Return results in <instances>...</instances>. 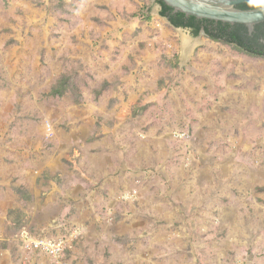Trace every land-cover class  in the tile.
Wrapping results in <instances>:
<instances>
[{"label": "rangeland", "instance_id": "obj_1", "mask_svg": "<svg viewBox=\"0 0 264 264\" xmlns=\"http://www.w3.org/2000/svg\"><path fill=\"white\" fill-rule=\"evenodd\" d=\"M160 10L0 0V264H264V57Z\"/></svg>", "mask_w": 264, "mask_h": 264}, {"label": "trees", "instance_id": "obj_2", "mask_svg": "<svg viewBox=\"0 0 264 264\" xmlns=\"http://www.w3.org/2000/svg\"><path fill=\"white\" fill-rule=\"evenodd\" d=\"M161 10L159 15L169 20L174 27L191 28L193 34L197 36L200 32L201 25H205L206 33L214 40H220L225 43L235 44L233 47L243 53L255 57H264V23L255 26L252 34L244 25H230L210 20H201L195 17H187L185 14L177 12L167 6L163 1L157 0ZM264 6V0H257L241 4L238 8L242 10L256 9ZM217 24L218 34L209 32L208 25ZM70 90V80L67 77L62 78L58 84L52 89V96H64Z\"/></svg>", "mask_w": 264, "mask_h": 264}, {"label": "water", "instance_id": "obj_3", "mask_svg": "<svg viewBox=\"0 0 264 264\" xmlns=\"http://www.w3.org/2000/svg\"><path fill=\"white\" fill-rule=\"evenodd\" d=\"M171 7L174 13L180 12L187 17H195L201 20H210L216 23L230 25H244L250 34L255 30V26L264 23V6L256 9L242 10L239 5L257 0H161ZM166 19V18H164ZM169 22V20L166 19ZM170 23V22H169ZM185 30L184 28H178ZM189 30V29H188ZM201 32L199 39L204 36ZM264 44V39L262 40Z\"/></svg>", "mask_w": 264, "mask_h": 264}, {"label": "built area", "instance_id": "obj_4", "mask_svg": "<svg viewBox=\"0 0 264 264\" xmlns=\"http://www.w3.org/2000/svg\"><path fill=\"white\" fill-rule=\"evenodd\" d=\"M20 241L23 249L48 255L54 259H59L62 256L67 245L62 238L40 240L30 237L26 231L21 233Z\"/></svg>", "mask_w": 264, "mask_h": 264}, {"label": "flooded vegetation", "instance_id": "obj_5", "mask_svg": "<svg viewBox=\"0 0 264 264\" xmlns=\"http://www.w3.org/2000/svg\"><path fill=\"white\" fill-rule=\"evenodd\" d=\"M170 25H171V23H170ZM173 26V25H172ZM174 27V26H173ZM174 28H176V29H178V28H183V27H174ZM184 29H189L190 31H191V33L193 34V30L191 29V28H184ZM208 30H209V32H212V33H215V34H218V31H217V24H210V25H208ZM201 32H204L205 34H204V36L205 37H207V38H209V39H212V38H210V36L206 33V30H205V25H201V28H200V32H199V34L201 33ZM198 34V35H199ZM198 35L197 36H195L196 38L198 37ZM212 40H214V39H212ZM214 41H220V40H214ZM220 42H222V41H220ZM262 42V41H261ZM223 43H225V42H223ZM228 45H232V46H234L235 44H232V43H227Z\"/></svg>", "mask_w": 264, "mask_h": 264}, {"label": "bare ground", "instance_id": "obj_6", "mask_svg": "<svg viewBox=\"0 0 264 264\" xmlns=\"http://www.w3.org/2000/svg\"><path fill=\"white\" fill-rule=\"evenodd\" d=\"M185 39L186 38H184L183 46H182V53H183L182 58H186L192 49L191 41H189L188 39H186V40Z\"/></svg>", "mask_w": 264, "mask_h": 264}]
</instances>
